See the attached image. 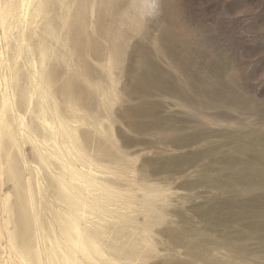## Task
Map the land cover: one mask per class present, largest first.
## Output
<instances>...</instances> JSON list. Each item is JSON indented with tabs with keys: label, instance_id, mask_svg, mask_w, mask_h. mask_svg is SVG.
Segmentation results:
<instances>
[{
	"label": "rangeland",
	"instance_id": "obj_1",
	"mask_svg": "<svg viewBox=\"0 0 264 264\" xmlns=\"http://www.w3.org/2000/svg\"><path fill=\"white\" fill-rule=\"evenodd\" d=\"M97 5L94 22L101 19L109 26L119 19L120 29L110 32L119 35L118 52L106 65L94 62L93 55L72 56L61 48L69 57L66 65L51 61L47 67L52 95L43 101L55 123L56 142L64 145L62 154L99 184L78 203L86 204L81 226L95 238L101 256L88 260L77 252L78 260L264 264L260 235L245 228L264 209V0H161L158 14L146 23L136 18L132 0ZM74 21L71 16L62 27L59 21L52 25L66 37ZM76 57H85L87 67ZM20 85L30 91L25 77ZM65 85L74 98L83 95L75 108L59 93ZM11 86L7 94L16 104L13 114L26 127L15 120L18 148L10 155L23 187L34 194L32 218L55 230V214L65 209L56 200V177L68 173L55 158L44 157L45 163L37 155L50 154L52 142L41 141L54 133L42 129L32 114L36 94L31 92L30 103L21 106ZM59 119L78 134L63 136ZM4 161L0 151V225L6 232V209L12 205L7 226L12 229L17 208ZM73 186L84 189L77 181ZM6 195L9 201L3 203ZM44 232H37L33 246L40 263L47 264L45 247L50 245ZM4 235L0 264H23ZM246 253L255 258L248 255L249 260Z\"/></svg>",
	"mask_w": 264,
	"mask_h": 264
},
{
	"label": "bare ground",
	"instance_id": "obj_2",
	"mask_svg": "<svg viewBox=\"0 0 264 264\" xmlns=\"http://www.w3.org/2000/svg\"><path fill=\"white\" fill-rule=\"evenodd\" d=\"M97 3L102 4L103 0H79L76 5V10L72 14L71 9L74 5V0H0V151L5 152V161L4 164L1 165H4L2 167L3 169L5 167L3 174L8 177L15 186V202L13 205L14 208H17V215L13 221L12 229L7 227L9 223H12V205L6 209L7 217L5 218L6 224H4L6 227H4L7 229V237L4 238H6L10 249L13 250V256L23 264H42L37 257L38 249L33 246V242L39 231H45L43 236L50 245L45 247L47 264H84L82 263V259L94 260L96 256H101V252L96 248L97 243L95 238L93 236L89 237L87 228L81 226L80 221L84 213H86V204L78 203V201L80 202L88 199L90 196V192H88L89 187L98 188L97 185L99 184H96L93 176L89 172L82 171L81 166L78 167L74 165L72 161H69L67 157L62 154V146L64 147V145L56 142L57 134L54 132L55 123L51 122L48 118V109L43 104L44 100L47 101L48 95H52L48 90L52 78L48 75L49 72L47 67L51 65V61H53L55 65H66L65 58L69 57L64 54L65 52L63 53L60 51L62 50L61 48L66 47L68 54L72 56L80 53L81 55L85 54L86 58H89L88 56L92 57L93 55L95 57V59L92 57L94 62L97 64L106 63V65L111 64L112 55L118 52L119 35L115 33L111 34L110 32L113 33V30L115 32L120 29L116 28L117 26L119 27V19L114 21V25L111 24L109 26L101 19H96L97 21L94 22L92 18L96 13ZM105 13L104 10L102 14ZM50 14H52V16H50ZM98 14L96 13V15ZM87 15L88 19L86 20L85 17ZM71 16L75 17V21L73 24L68 25L67 30L69 31H66V37L62 36L61 31L58 29L61 28L62 25L65 24V21ZM54 21H59L61 27L55 29L52 25ZM96 25H98L99 28ZM105 25L108 26V28H106ZM79 57H76L79 63L81 62L83 65L87 63V61L85 63L83 62L85 57ZM84 66L87 67L86 65ZM89 71L90 69L88 68L87 72ZM24 77L27 80V84H29L28 87L30 91L20 85L21 78L23 79ZM1 80L5 83V87L3 88L1 87ZM11 84L17 90L19 105L21 106H23L25 102L30 103L32 98L31 92H33V95L36 94L35 97L38 101L36 107L32 110V114L41 123L42 129L46 131L48 129L50 134L54 133L51 136H42V143L47 144L52 142L54 146H52L50 154L44 156L38 152V157L45 163L46 160L44 157L48 158L51 156L55 158L61 167L68 173L67 175L60 173L59 176L56 177L59 186L54 188L56 190V200L65 206L64 210L59 212L58 210L55 211L58 212L55 214V230L59 231V235L55 233L51 225L50 227L49 225L44 227L41 222L38 223L35 217L32 218V216H34V194L31 189L28 190V188L23 187L21 183V180L23 181L21 172L18 166L16 167L10 155V150L17 147V137L19 134L15 132V120L17 119L19 127H26L24 124L25 120L22 121L21 118L19 120L17 117L18 114L17 116L13 114V108L16 104L11 101V97L8 98L7 94L9 86L12 87ZM59 93L67 98L66 101L72 108L76 107L77 101L80 102L84 100L83 95L80 93L74 98L73 91L68 85L63 86ZM138 94L142 96L144 93L139 92ZM75 121L70 122L77 123ZM57 122V125H60L61 129H63V136L68 139L74 138L77 131L74 133L75 129H72L73 126L70 125L71 123L68 121H61L60 119ZM27 128H29V126H27ZM22 135L25 137L24 133H22ZM85 137H87L86 134L83 138ZM70 152L69 150L66 151L67 154ZM76 181L79 182L84 189L73 186V182ZM85 191H87L88 197L84 196ZM9 198V195L4 196L2 202H8ZM262 203L264 204V202ZM255 207L258 208V206ZM259 207L262 208L263 206ZM99 208L100 207H98V209ZM236 208L239 209L240 207L236 206ZM258 210L259 211L255 213L256 221H251L252 223L248 224L245 223L247 225L245 228L249 227L247 229H250L252 233L256 232L260 235L258 236L260 237V241L264 242V209L263 212L262 209ZM247 214L245 212V215ZM246 218L248 219V217ZM238 219L240 220V218ZM3 231L0 225V242L6 233L5 231V233H3ZM249 232L248 234L250 236ZM257 234L254 235L257 236ZM236 236L239 238V234ZM253 238L251 237V240L248 241H253ZM245 241L247 242L246 239ZM263 242L262 248L264 247ZM236 245H238V243L235 244V246ZM243 245L241 246L242 248L239 247L240 245L238 247L244 249ZM255 245L257 244L255 243ZM245 251L248 252L246 248ZM77 252L81 254L82 259L78 260ZM235 253L237 254V250ZM243 254L245 255V252ZM248 255L249 254L246 253V256ZM249 256V260L250 257H254ZM235 263L236 262H234V264Z\"/></svg>",
	"mask_w": 264,
	"mask_h": 264
},
{
	"label": "clouds",
	"instance_id": "obj_3",
	"mask_svg": "<svg viewBox=\"0 0 264 264\" xmlns=\"http://www.w3.org/2000/svg\"><path fill=\"white\" fill-rule=\"evenodd\" d=\"M161 0H132L136 18L146 23L159 12Z\"/></svg>",
	"mask_w": 264,
	"mask_h": 264
}]
</instances>
